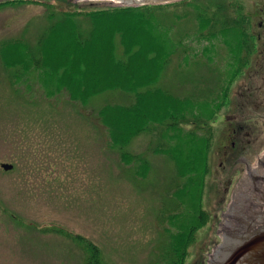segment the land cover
Here are the masks:
<instances>
[{"label":"rangeland","instance_id":"rangeland-1","mask_svg":"<svg viewBox=\"0 0 264 264\" xmlns=\"http://www.w3.org/2000/svg\"><path fill=\"white\" fill-rule=\"evenodd\" d=\"M38 1L0 7V51H11L10 41L16 40L35 49L51 25L42 5L92 9L86 1ZM210 1L229 4L230 14H246L252 20L259 44L249 69L240 52L250 38L244 35L245 26L212 29L192 7L181 5L159 11L153 19L136 16L91 25L89 30L98 33L95 43L106 36L109 24L127 21L144 28L149 37L131 67L145 58L154 65L137 83L95 87L103 92L86 104L73 101L55 70L36 66L25 48L8 54L10 66L0 56V264H88L95 246V264H170L169 230L178 234L185 229L181 224L191 222L199 205L210 215L195 233L185 264H211L224 240L219 218L264 155V0L201 2ZM114 6L120 5H97ZM78 29H86L85 22L71 21L59 28L53 41L65 35L77 44ZM110 32L111 49L134 41L125 38L123 26ZM97 55L93 71L103 57ZM159 75L154 88L175 99L198 100L188 102L190 122L180 119L174 131L159 121L148 123V130L115 142L99 112L109 105L139 103L140 108L146 99H154L152 88L145 87L151 81L145 79L158 80ZM175 99L172 110L185 111L187 103ZM186 134L190 149L205 142L206 190L201 195L196 189L200 204L186 198L178 217L165 221V210L169 207L170 216L175 212L177 187L186 179L178 178L176 165L158 148L173 145L168 136L178 146ZM129 135L116 133V138ZM2 164L13 169L5 171Z\"/></svg>","mask_w":264,"mask_h":264},{"label":"trees","instance_id":"trees-1","mask_svg":"<svg viewBox=\"0 0 264 264\" xmlns=\"http://www.w3.org/2000/svg\"><path fill=\"white\" fill-rule=\"evenodd\" d=\"M28 2L37 3L40 1L14 0L4 4L0 3V6ZM200 2V0H183L166 5H144L140 7L114 6L109 8H98L97 5L101 4V2H90L91 10L80 7L73 10H62L54 4L53 11L48 15L51 25L39 39L35 49L33 46L29 47L23 41H11L13 49L7 53L0 51V56L6 61V65L10 66L12 65V61L8 58V54L17 51L20 46L21 48H25L36 66L55 70L57 77L67 86L73 101L86 103L94 95L103 92L96 91L95 87L114 81H128L130 83H134L135 81L137 83V80L140 81L149 75L148 72H151L154 65V61H148L145 58L138 61L135 67H131V59L140 52L142 48L141 43L145 42L147 37H149V33L144 28L137 27L127 21L109 24V31H106V36L101 37L98 43H95L98 33H96L95 28L91 30L89 28L96 22L136 16L153 19L159 11H165L173 6L181 5L185 7L187 5L194 9L199 18L204 17V21L212 29H224L231 25H234L233 27L245 26L242 27L245 29L244 35L250 36L247 32L250 20L246 14H241L238 17L230 14L232 8L229 4L225 7L215 1H210L206 4ZM71 21L85 22L86 25V29H78L75 32L77 44L71 38L65 37V35L58 37L57 41H53L59 28L67 26ZM116 25L123 26L126 30V39H134L130 43L123 42L122 49L119 50L111 49L109 39L111 35L110 30L112 31V28ZM200 28H202V24ZM249 41H251L250 38ZM97 54L103 57L93 71L92 65L95 57H98ZM155 57L156 55L150 59H154ZM128 67L131 68L127 71ZM122 69H125V71ZM160 75L158 80L157 78L145 79L144 82L146 83L149 80L151 81L149 84H145V87L152 88V97L154 99H146L140 105V108L139 103H134L126 107L107 106L100 112L102 121L104 125L108 126L107 128L115 139V142H127L132 135L135 136L140 132L148 130V123L159 121V123H163L165 127L167 126L168 129L174 131L177 129L180 119H186L187 122H190V119L187 117L190 109V100L175 99L172 94L154 88L160 79ZM136 87L138 89L144 88L137 84ZM159 95L164 96L166 99H160L157 97ZM173 99L179 101L180 104L187 103V109L179 113L174 109L172 110L170 103ZM167 120H170L169 124H166L165 121ZM116 133H129L130 135L121 140L116 138ZM166 139L170 143H173V145L166 148L161 147L160 152L166 153L174 162L178 170V177L181 180L186 179L182 186L177 187L178 197L174 198V200L179 201L180 208H182L187 205L185 202L186 198L197 201L196 189L201 190L202 195V189L205 184L204 175L209 171L208 160L205 156L206 145L204 148L205 142L201 141L196 142L193 148H188V134H186V140L183 143L180 141L178 146L174 144L172 136H168ZM117 146L123 148L124 145L118 143ZM193 177L194 180H192ZM194 209L197 215L191 218V222L181 224L186 228L181 229L178 234H171V245L173 244L170 247L171 264H184L188 255V248L195 242V233L208 222V214L202 209L201 205ZM179 210H175V213L171 216L172 220L178 217ZM98 253L99 250L95 246L94 256L88 264H95V255ZM96 263L100 264L98 261Z\"/></svg>","mask_w":264,"mask_h":264},{"label":"water","instance_id":"water-1","mask_svg":"<svg viewBox=\"0 0 264 264\" xmlns=\"http://www.w3.org/2000/svg\"><path fill=\"white\" fill-rule=\"evenodd\" d=\"M110 1L127 6H140L180 0ZM263 162L264 155L239 184L219 218L224 240L217 246V250L220 248L213 264H264V165H261ZM2 168L9 171L13 166L3 164Z\"/></svg>","mask_w":264,"mask_h":264},{"label":"flooded vegetation","instance_id":"flooded-vegetation-1","mask_svg":"<svg viewBox=\"0 0 264 264\" xmlns=\"http://www.w3.org/2000/svg\"><path fill=\"white\" fill-rule=\"evenodd\" d=\"M250 28H252L251 30H250V39H251V41H248V42H246L245 44H244V46L241 48V56L242 57H245L246 59L248 58V60L250 61V59H251V62H250V64L248 65V68H250L251 67V65H252V61H253V59H254V57L256 56V55H258V44H259V37L258 36H256V35H253V34H255V32H254V28H253V26H252V22H251V24L250 25H248ZM255 38V39H254ZM235 147V143H233V148ZM222 217H223V215H222ZM214 263V262H213Z\"/></svg>","mask_w":264,"mask_h":264}]
</instances>
